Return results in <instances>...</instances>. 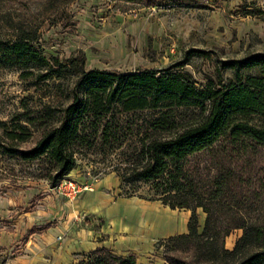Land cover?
Instances as JSON below:
<instances>
[{
  "label": "rangeland",
  "instance_id": "1",
  "mask_svg": "<svg viewBox=\"0 0 264 264\" xmlns=\"http://www.w3.org/2000/svg\"><path fill=\"white\" fill-rule=\"evenodd\" d=\"M149 1L151 7L118 0H0V41L13 40L19 30L33 32L36 35L33 48L48 64L52 65L51 60L55 58L61 65L54 66V70L40 66L26 78L21 77L22 71L18 68L0 65V123L7 129L18 123L26 125V118H36L35 126L49 124L62 116L59 110L72 103L75 93L84 98L83 91L77 89L81 74H74L68 62L76 58L81 60L74 66L84 72L183 74L199 91L208 84L219 89L236 84L237 79L244 83L248 76L264 75V0ZM247 63L253 65L247 67ZM39 74L48 78L39 81ZM45 106L54 110V120L40 118ZM174 115L183 123L201 117L199 110L192 107L174 109ZM149 119V112L115 110L99 119L95 144L78 149L75 169L69 173L71 180L88 187V191L74 200L51 187L46 177L47 162H25L0 154V264H79L82 261L86 264V254L94 251L95 246L83 240L108 241L105 235L111 234L116 238L113 243L121 242L124 239L120 237L134 236L133 232L153 238L168 237L175 231L174 217L187 226L189 210H171L156 199L150 185L122 184L118 177L136 160L138 139L143 137ZM104 124L109 125L120 141L107 145L100 141ZM28 129L32 137L21 145L22 150L33 148L42 130L32 126ZM3 131L0 127V136ZM213 155V152L197 154L191 163L205 170L210 168ZM104 179L106 182L117 179L118 184L109 185L108 190L101 189ZM49 187L59 196L53 203L43 197ZM93 191L107 195L102 200L105 198V204H110L112 209L122 204L129 222L119 215L110 219L105 211L95 214L79 210V201ZM142 211L169 217L172 230L159 236L147 233L140 225ZM196 213L201 232L205 215L201 209ZM64 222H69V227L54 245L64 251L61 256L44 255L32 249L37 246V236L48 227H58ZM241 234V230L232 232L225 240L226 249H233ZM160 240L154 242V247L162 256V250H156ZM124 251L125 255L117 250L113 252L124 257L132 252ZM135 253L137 264H148L151 259L138 251ZM160 260L156 255L152 264H163Z\"/></svg>",
  "mask_w": 264,
  "mask_h": 264
},
{
  "label": "trees",
  "instance_id": "2",
  "mask_svg": "<svg viewBox=\"0 0 264 264\" xmlns=\"http://www.w3.org/2000/svg\"><path fill=\"white\" fill-rule=\"evenodd\" d=\"M118 1L152 6L149 0ZM34 42L36 35L25 30L13 40L0 41V65L18 68L23 78L40 66L52 70L61 66L55 58L48 64L33 48ZM80 60L68 62L74 74H81L77 89L84 98L75 93L72 103L59 110L62 116L49 124L35 126L36 118H26V125L7 129L0 123L4 129L0 154L47 162L46 177L55 187L75 169L78 149L95 144L101 117L111 110L149 112L136 160L118 177L122 184L150 185L156 199L171 210L191 212L186 234L157 242L165 264H264V75L248 76L244 83L237 79L236 84L219 89L208 84L199 91L183 74L84 72L74 66ZM47 78L38 75L39 81ZM183 107L198 109L201 117L179 122L174 109ZM43 113L42 120H54L50 106ZM28 126L42 130L35 146L22 150L32 137ZM99 139L106 145L120 141L108 124L102 126ZM204 152L214 153L205 170L191 163ZM197 209L205 215L201 232ZM236 230L242 234L228 250L225 240ZM85 259L86 264H137L135 256H117L105 248L86 254Z\"/></svg>",
  "mask_w": 264,
  "mask_h": 264
},
{
  "label": "crops",
  "instance_id": "3",
  "mask_svg": "<svg viewBox=\"0 0 264 264\" xmlns=\"http://www.w3.org/2000/svg\"><path fill=\"white\" fill-rule=\"evenodd\" d=\"M70 176V175H68ZM106 179L103 180V185L101 186V189L104 190H108L109 189V185L111 184H118V180L117 179H112L109 181H105ZM32 194L35 193L36 190H31ZM47 197L46 200H50L52 203L54 202V200H58L59 196L55 195V192L52 191V189L49 187L48 188V192H46L45 194H43V197ZM104 196V195H103ZM103 196L101 195L100 191L99 192H92V193H87L86 195H84V198L81 199L77 205V208L83 212L89 211L90 213H101L104 214L103 212L105 211V215L108 216L110 219L113 218L114 216L116 217L117 215L122 216L124 218H126V220H128L129 222V217L128 214H124L122 211V204L117 207H115L114 209H112L111 205L108 204L106 205V201H104L105 198H108L107 195L104 196L105 198L102 200ZM106 203V204H105ZM105 205V206H104ZM67 219H70V210L67 211ZM140 222H141V227L148 233H152L153 235L159 236V235H165L167 233H169L172 230L173 227V222L171 221V219L167 216H161V213L156 212L155 214H151V213H146L144 211L140 212ZM175 219V223H174V233L171 236L168 237H163V238H153L152 236H148V235H139L135 232H133L134 236H122L120 238L124 239V241L122 240L121 242L117 241V242H112L113 239L115 240L116 238L114 237V235L111 234H106L105 238L108 239V241H100V242H95V243H90V242H86L83 240V243L86 244H92L95 247L92 248V250H96V249H100V248H105V249H109V251L111 252L112 250H117V252H119L120 255H125L123 252H125L124 250H131L132 252H127L126 256H138V254L136 255L135 252L138 251L139 254H143L146 255L148 257H150L151 259L148 260V264H152L153 261L152 259H156V255L161 257L162 263L165 264L163 257L161 256V253L159 252H155V247H154V242L156 240L159 239H166L172 236H176V235H181V234H186L187 233V226L184 224L183 221H179L177 222L176 218ZM65 221V219H64ZM69 227V222H64L61 225H58V227H48L46 229V231H44L42 233L41 236H37L38 237V241H37V246L32 247V249H36L38 252H41L44 255H51V256H55L57 254L56 257L61 256L62 253L64 252L62 250V252L60 251L61 249H57L54 245L55 242L57 240V238H60L64 235V232L68 229ZM133 228H135V225H133ZM33 233H30L31 236ZM176 234V235H175ZM33 241V240H32ZM82 243V244H83ZM124 243V246H123ZM106 244H108L107 246H105ZM114 246H112V245ZM53 246L55 248H53ZM157 250V249H156ZM113 254L116 255V252H113ZM122 251V253H121ZM61 252V253H60ZM56 261V260H55ZM137 262V259H136ZM57 263V261H56Z\"/></svg>",
  "mask_w": 264,
  "mask_h": 264
},
{
  "label": "built area",
  "instance_id": "4",
  "mask_svg": "<svg viewBox=\"0 0 264 264\" xmlns=\"http://www.w3.org/2000/svg\"><path fill=\"white\" fill-rule=\"evenodd\" d=\"M55 190L67 199L74 200L82 193L88 191V187L66 176L55 186Z\"/></svg>",
  "mask_w": 264,
  "mask_h": 264
}]
</instances>
